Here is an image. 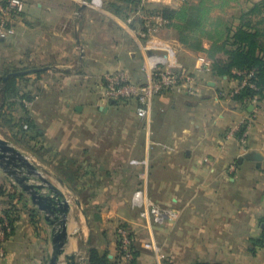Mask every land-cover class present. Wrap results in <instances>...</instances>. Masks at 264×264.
Returning <instances> with one entry per match:
<instances>
[{"label": "crops", "instance_id": "1", "mask_svg": "<svg viewBox=\"0 0 264 264\" xmlns=\"http://www.w3.org/2000/svg\"><path fill=\"white\" fill-rule=\"evenodd\" d=\"M23 1L25 12L12 19L11 33L0 41V72L18 71L27 80L23 91L33 99L24 106L46 151L44 160L33 152L29 158L44 168L49 183L74 199L65 254L85 264L81 244L93 242L100 252H110V264H264V100L242 104L221 98L219 93L230 94L239 81L207 73L199 98L175 92L156 97L150 126L137 118L135 102L101 101L107 73L145 77L144 52L130 31L144 27V16L186 4ZM216 1L218 7L243 8L225 25L264 2ZM198 39L201 47L195 50L166 27L143 47L174 69L194 68L201 55L212 65L225 58L213 55L219 38L208 32ZM166 43L175 47L174 57L152 48ZM17 189L24 201H16L19 216L1 264H47L54 226ZM137 192L179 218L161 224L140 218L132 203ZM3 211L0 206V216ZM122 226L134 239L136 254L129 261L118 257Z\"/></svg>", "mask_w": 264, "mask_h": 264}, {"label": "trees", "instance_id": "2", "mask_svg": "<svg viewBox=\"0 0 264 264\" xmlns=\"http://www.w3.org/2000/svg\"><path fill=\"white\" fill-rule=\"evenodd\" d=\"M205 1L208 0H200L199 4L196 5H188L190 3L187 2L178 10L170 8L160 10V14L170 23L168 27L179 32L180 40L191 45L195 50H199L201 47L197 34H208L203 26V16L207 11L204 8ZM262 16H264V2L261 5L249 8L246 12H242L241 16L232 23L229 22L225 25L224 22H219V25L224 26V29L218 35L219 39L216 40L213 55L220 51L225 58L215 61L212 73L220 78L227 77L228 79L241 81L242 78L233 74V71L255 72L252 82L255 84L256 89L245 88L233 97L235 101L242 104L256 98L261 101L264 100V29L261 28L264 19L260 22L255 21L257 17ZM223 35L226 36L223 37ZM193 39L195 42L191 43ZM8 74L10 72H0V127L7 128L9 134L18 140V145H24V149L39 155L44 160L46 151L44 148H40L37 142V138L40 136L38 127L31 120L29 112L24 106V101L33 99L29 93L23 91V86L27 80L24 79V76L17 75L4 82ZM3 198L6 202H3L4 204H0V206H3V214L9 218L10 225L13 226L19 216V211L15 208L14 203L17 200L23 202L24 197L18 192L17 186L9 184L7 188L0 180V200H3ZM12 210L16 212H12ZM36 214L37 212L34 211L31 215L35 217ZM81 247L87 253L85 264H110V252H100L93 242L88 243L86 246L81 244ZM132 248L135 251L134 244ZM133 254L135 256L136 253ZM123 255L121 243L119 242L118 257L123 258Z\"/></svg>", "mask_w": 264, "mask_h": 264}, {"label": "built area", "instance_id": "3", "mask_svg": "<svg viewBox=\"0 0 264 264\" xmlns=\"http://www.w3.org/2000/svg\"><path fill=\"white\" fill-rule=\"evenodd\" d=\"M186 0H175V5H181ZM26 10L23 0H0V41L5 40L11 33L10 24L12 19L20 16ZM144 27L137 31H130L133 39L139 44L144 52L143 72L145 77L142 80L135 79L125 71H114L107 73L102 82L100 96L102 102L108 103H136V115L139 120L146 121L150 126L152 114L155 110L154 100L156 97L175 92L188 98H199L202 95L203 87L201 76L212 73L211 61L201 55L197 58L194 68L170 67L167 60L144 50L143 43L157 36L164 28L169 26V21L161 15L144 16ZM233 74L242 78L238 87L230 94L221 92L219 97L226 96L233 98L245 88L256 89L252 82L254 71H233ZM133 206L139 209V216L142 219L153 218L157 223L175 221L179 214L167 208L151 204L142 192H137L132 200ZM11 230L10 220L7 216H0V264L7 258L6 242ZM119 242L123 251L124 260L133 259L134 239L124 228L118 231Z\"/></svg>", "mask_w": 264, "mask_h": 264}, {"label": "water", "instance_id": "4", "mask_svg": "<svg viewBox=\"0 0 264 264\" xmlns=\"http://www.w3.org/2000/svg\"><path fill=\"white\" fill-rule=\"evenodd\" d=\"M18 73L9 74L6 82ZM259 161V157L256 158ZM0 171L25 193L31 203L41 212L45 220L54 226L52 250L48 264H77L74 255H66L69 241L68 217L70 203L64 194L49 183L39 168L9 141L0 138Z\"/></svg>", "mask_w": 264, "mask_h": 264}, {"label": "rangeland", "instance_id": "5", "mask_svg": "<svg viewBox=\"0 0 264 264\" xmlns=\"http://www.w3.org/2000/svg\"><path fill=\"white\" fill-rule=\"evenodd\" d=\"M196 1H200V0H196ZM208 1H205L206 2V5L204 6V8H206L207 11H206V13L203 16V19H204L203 26H204V29H205V32L206 33L207 32H210L214 37H217L218 38L219 33L221 31H223V29H224V26L223 25H221V24L219 25V22H222L223 23V22H225V20L230 19V17L233 14H239L240 10H242L243 8L241 6H235V7H218V6H215L214 5V3L215 2H218V1H216V0H208ZM186 2H185V4H186ZM235 3L237 4V3H239V1L238 0H235ZM197 4H199V3H197ZM197 35L201 38V37L207 36L208 34L205 35V34L198 33ZM196 36H195V38H196ZM194 42H195L194 39L191 40V43H194ZM152 48H153V50L156 49V48L157 49H162V50L166 49L169 53L172 51L170 53L172 55V57H174V55L176 54L175 51H174L175 47L173 49L171 43H166V45L165 44H162V48H159V46H153ZM217 54L219 55V54H221V52H219ZM3 127H6V126H3ZM7 130H8L7 128H1L0 127V138L9 141L12 145H14L15 147H17V149H19L21 152H23L26 156L30 157V154H29L30 152L28 150L24 149V147H23L24 145L23 146L18 145L17 144L18 143V140L14 139L12 137V135L9 134V131H7ZM41 169L43 171H40V172H41L42 176L46 179L48 176H47L46 172L44 171V168H41ZM9 179L10 178H8L5 174H3L0 171V180H2V182L5 184V186L7 188L9 187V184L10 185L17 186L14 183L13 180L9 181ZM67 200L69 201V203H70V201L72 203H74V199H67ZM3 202H6V200L4 198H3V200H0V204H4ZM14 204H16V202ZM15 208H17V207H15ZM12 212H16V211L12 210ZM40 220H41V222H43L44 218L42 219L40 217ZM51 250H52V244L50 242L49 249H48L47 264H48L49 259H50ZM63 263L64 262L62 261V264Z\"/></svg>", "mask_w": 264, "mask_h": 264}]
</instances>
